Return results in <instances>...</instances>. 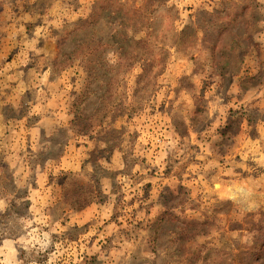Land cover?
Returning a JSON list of instances; mask_svg holds the SVG:
<instances>
[{"label":"rangeland","instance_id":"obj_1","mask_svg":"<svg viewBox=\"0 0 264 264\" xmlns=\"http://www.w3.org/2000/svg\"><path fill=\"white\" fill-rule=\"evenodd\" d=\"M0 264H264V0H0Z\"/></svg>","mask_w":264,"mask_h":264},{"label":"trees","instance_id":"obj_2","mask_svg":"<svg viewBox=\"0 0 264 264\" xmlns=\"http://www.w3.org/2000/svg\"><path fill=\"white\" fill-rule=\"evenodd\" d=\"M121 36H123V39L124 38H127V35L125 32H122V34L120 33ZM123 39L121 40V44H118V46L114 49V51L120 55V53L122 54H125V51H126V45L127 43L125 44V42L123 43ZM123 51V52H122ZM94 63V62H93ZM122 64V63H121ZM98 69V64L96 63L93 67H91L90 69L88 68L87 70L89 71H95ZM90 202V201H89ZM86 204V203H85ZM163 221V218H160V223Z\"/></svg>","mask_w":264,"mask_h":264}]
</instances>
